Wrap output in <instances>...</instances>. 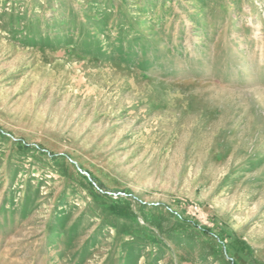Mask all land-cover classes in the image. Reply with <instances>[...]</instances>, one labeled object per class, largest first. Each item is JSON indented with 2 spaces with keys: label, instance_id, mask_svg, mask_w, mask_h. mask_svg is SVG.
I'll use <instances>...</instances> for the list:
<instances>
[{
  "label": "rangeland",
  "instance_id": "rangeland-1",
  "mask_svg": "<svg viewBox=\"0 0 264 264\" xmlns=\"http://www.w3.org/2000/svg\"><path fill=\"white\" fill-rule=\"evenodd\" d=\"M0 264H264V0H0Z\"/></svg>",
  "mask_w": 264,
  "mask_h": 264
},
{
  "label": "bare ground",
  "instance_id": "bare-ground-1",
  "mask_svg": "<svg viewBox=\"0 0 264 264\" xmlns=\"http://www.w3.org/2000/svg\"><path fill=\"white\" fill-rule=\"evenodd\" d=\"M260 32V31H259ZM261 33V32H260ZM258 34V33H257Z\"/></svg>",
  "mask_w": 264,
  "mask_h": 264
}]
</instances>
